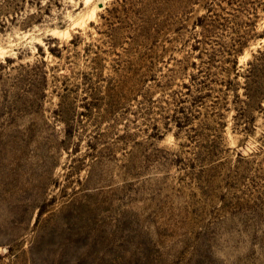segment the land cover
Returning a JSON list of instances; mask_svg holds the SVG:
<instances>
[{"label": "rangeland", "instance_id": "obj_1", "mask_svg": "<svg viewBox=\"0 0 264 264\" xmlns=\"http://www.w3.org/2000/svg\"><path fill=\"white\" fill-rule=\"evenodd\" d=\"M0 264H264V0H0Z\"/></svg>", "mask_w": 264, "mask_h": 264}, {"label": "trees", "instance_id": "obj_2", "mask_svg": "<svg viewBox=\"0 0 264 264\" xmlns=\"http://www.w3.org/2000/svg\"><path fill=\"white\" fill-rule=\"evenodd\" d=\"M231 63H233V65L231 66V70L237 71V60L232 61ZM211 78H212L211 74H206L204 79H202L199 76H194L192 79V86L195 85V86H199L200 88H205L206 86H208V84L212 83L211 80L210 82H208V80ZM249 96H250V99H253L252 95H249ZM198 98L201 99V97H198ZM198 98H197V101L199 100Z\"/></svg>", "mask_w": 264, "mask_h": 264}]
</instances>
